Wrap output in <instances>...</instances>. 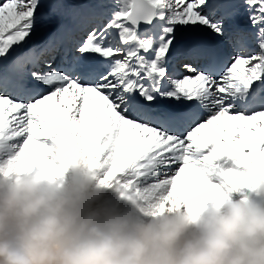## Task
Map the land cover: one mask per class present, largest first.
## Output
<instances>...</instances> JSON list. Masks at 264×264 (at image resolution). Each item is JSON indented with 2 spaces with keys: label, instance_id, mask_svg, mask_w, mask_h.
<instances>
[{
  "label": "snow or ice",
  "instance_id": "1",
  "mask_svg": "<svg viewBox=\"0 0 264 264\" xmlns=\"http://www.w3.org/2000/svg\"><path fill=\"white\" fill-rule=\"evenodd\" d=\"M44 7L0 0L10 165L59 177L82 149L100 185L193 214L264 184V0L59 2L66 22L29 44ZM224 156L244 170H218Z\"/></svg>",
  "mask_w": 264,
  "mask_h": 264
},
{
  "label": "clouds",
  "instance_id": "2",
  "mask_svg": "<svg viewBox=\"0 0 264 264\" xmlns=\"http://www.w3.org/2000/svg\"><path fill=\"white\" fill-rule=\"evenodd\" d=\"M71 187L53 174L0 164V264H264V200L225 192L193 214L163 195L104 192L81 149ZM63 171L62 177L66 171Z\"/></svg>",
  "mask_w": 264,
  "mask_h": 264
},
{
  "label": "rangeland",
  "instance_id": "3",
  "mask_svg": "<svg viewBox=\"0 0 264 264\" xmlns=\"http://www.w3.org/2000/svg\"><path fill=\"white\" fill-rule=\"evenodd\" d=\"M54 0H41V3L45 5V7L41 10H44L48 5H50ZM242 2V0H241ZM7 148V153H10L12 155H16V149L13 148L11 145H5V147ZM6 149V148H5ZM218 170L219 169H227V168H231V167H236V165H230L225 163L223 166H221V161H214L213 162ZM0 164H3L2 162H0ZM219 165V166H218ZM38 169V168H37ZM242 170V169H240ZM98 174V180H99V172L96 171ZM213 176L211 177V181L213 183H217V184H223V177L220 176L217 172H212L211 173ZM215 174V175H214ZM217 174V175H216ZM218 176V178H217ZM78 174L72 169L71 166H69V169L66 171L65 175L62 177H58L57 179L60 181H63L65 183V187H71V185L75 182V180L77 179ZM98 187L104 192V197L98 202L97 207L99 208V210L101 212H108L110 210V208L117 204V202L120 203L121 207H126V205L123 202V197L120 193V191H118L115 187H108V186H104V185H100L98 184ZM253 188H255L253 190ZM252 189V190H251ZM249 191L256 196L258 199L264 200V184H260V185H254V186H242L240 188H238L237 190H234L230 193V195L233 198H239L240 196L249 193ZM185 207H187V205H184Z\"/></svg>",
  "mask_w": 264,
  "mask_h": 264
},
{
  "label": "bare ground",
  "instance_id": "4",
  "mask_svg": "<svg viewBox=\"0 0 264 264\" xmlns=\"http://www.w3.org/2000/svg\"><path fill=\"white\" fill-rule=\"evenodd\" d=\"M59 2H64V3L71 4V3H95L97 1H95V0H58V3ZM103 2L109 3V2H111V0H103ZM54 11L55 10L53 8H48L46 11H41L40 10L41 19H40V22H39L38 26L36 27V29L34 30V32L31 35V39L29 41V44L32 43L31 42L32 39H34L37 42L39 40H42V39L46 38L49 35L50 28L54 24H57V23L61 24V23L66 22V17L61 15V13L59 11H57V13H54ZM61 17H62V20H60ZM212 147H214V145L209 146V149L206 151L205 154H207V152H210ZM7 148H8L7 146L6 147L5 146L0 147V162H2L3 164L9 162L15 156V155H12L10 153H7L6 152ZM217 161H221V163H222L221 166H223L225 163H227V164H230V165H236V168H238V170L242 169V168H240V166H238L236 164L234 158H231V157H228V156L221 157ZM242 170H244V169H242ZM212 176H213L212 174L209 175V179L210 180H211ZM217 178H218V176H217ZM254 189L255 188H253V190Z\"/></svg>",
  "mask_w": 264,
  "mask_h": 264
}]
</instances>
